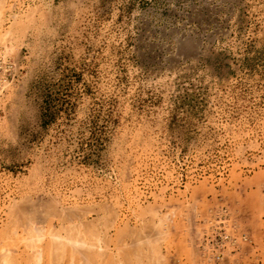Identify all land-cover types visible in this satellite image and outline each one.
<instances>
[{"label":"rangeland","instance_id":"374dc122","mask_svg":"<svg viewBox=\"0 0 264 264\" xmlns=\"http://www.w3.org/2000/svg\"><path fill=\"white\" fill-rule=\"evenodd\" d=\"M120 249L264 264V0H0V264Z\"/></svg>","mask_w":264,"mask_h":264},{"label":"bare ground","instance_id":"6f19581e","mask_svg":"<svg viewBox=\"0 0 264 264\" xmlns=\"http://www.w3.org/2000/svg\"><path fill=\"white\" fill-rule=\"evenodd\" d=\"M31 217V216H30ZM67 221V220H66ZM19 223V222H18ZM76 225V224H75ZM70 227V226H69ZM72 227V226H71ZM94 228V227H93ZM75 229V228H74ZM53 230V229H52ZM68 230H69V228H68ZM76 230V229H75ZM83 230H84V228H83ZM67 231V230H66ZM70 232L72 231V233H73V230H69ZM85 231V230H84ZM88 231V230H87ZM75 232V231H74ZM77 232H78V229H77ZM76 232V233H77ZM53 233V232H52ZM55 233V232H54ZM157 233V232H156ZM156 233H154V234H156ZM74 234V236H76L75 235V233H73ZM148 234H150V232L148 233ZM153 234V235H154ZM82 235V234H81ZM50 236H52V238L54 237L53 235H50ZM55 236H56V234H55ZM66 236V235H65ZM59 237V236H58ZM57 237V238H58ZM79 237V236H78ZM126 237V236H125ZM61 238V237H60ZM59 239V238H58ZM63 239V238H62ZM64 239H66V237L64 238ZM145 239V238H144ZM32 240V239H31ZM60 240V239H59ZM67 240V239H66ZM73 240V239H72ZM134 240H135V238H134ZM133 240V241H134ZM139 240V239H138ZM76 241V240H75ZM88 241H89V239H88ZM137 241V240H136ZM135 241V242H136ZM82 242V241H81ZM139 242V241H138ZM55 243V242H54ZM90 244V243H89ZM98 244V243H97ZM135 244V243H134ZM138 244V243H137ZM146 244V243H145ZM70 245V244H69ZM72 245H73V243H72ZM76 245V244H75ZM77 245H78V249L77 250H75L76 248L75 247H73V248H75L74 249V252L75 253H80V254H84L85 256H88L89 254H90V249H87V248H84V247H79V244L77 243ZM91 245V244H90ZM90 245H88V247H90ZM130 245V244H129ZM142 245V244H141ZM51 246L53 247V244H51ZM57 247H58V245H57ZM56 247V248H57ZM71 247V246H70ZM92 247V246H91ZM94 247V246H93ZM97 247V246H96ZM142 247V246H141ZM56 248H55V250H56ZM72 248V247H71ZM132 248V247H131ZM134 249V248H133ZM140 249V248H139ZM52 250V249H51ZM51 250H50V252H51ZM55 250H53L54 252H55ZM119 250V249H118ZM117 250V251H118ZM129 252V251H128ZM71 253H73V252H71ZM92 253V252H91ZM99 253V252H98ZM106 253V252H105ZM130 253V252H129ZM132 253H133V251H132ZM52 254V253H51ZM60 254V253H59ZM100 254V253H99ZM119 254L121 255V258H123V264H134V263H131V259H129V255H128V253L127 252H125L123 249H120V251H119ZM61 255H62V253H61ZM145 255V254H144ZM56 256V255H55ZM59 256V255H58ZM90 256H92V255H90ZM142 256V255H141ZM83 257V256H82ZM135 257V256H134ZM3 258V257H2ZM1 258V259H2ZM71 258H72V256H71ZM79 258V257H78ZM81 258V257H80ZM16 259V258H15ZM51 259H54V258H52L51 257ZM99 259V258H98ZM56 260H58V258L56 259ZM61 260V259H60ZM59 260V261H60ZM81 260V259H80ZM139 260L141 261V259L139 258ZM138 260V261H139ZM53 261V260H52ZM137 261V262H138ZM39 262V261H38ZM84 262V261H83ZM93 262V261H92ZM9 263H10V261H9ZM53 263V262H52ZM99 263V262H98ZM81 264V263H80ZM85 264V263H84ZM88 264H90V263H88Z\"/></svg>","mask_w":264,"mask_h":264}]
</instances>
